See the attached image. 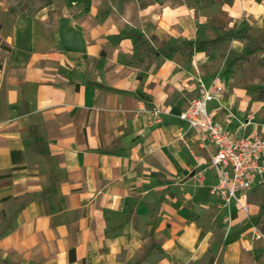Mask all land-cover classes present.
Listing matches in <instances>:
<instances>
[{
  "label": "crops",
  "instance_id": "0c3cea01",
  "mask_svg": "<svg viewBox=\"0 0 264 264\" xmlns=\"http://www.w3.org/2000/svg\"><path fill=\"white\" fill-rule=\"evenodd\" d=\"M10 1L0 0V264H264L246 217L225 224L210 193L212 146L177 117L201 88L220 87L215 121L264 137V83L233 81L214 56L156 59L153 43L138 64L130 38L169 48L199 25L262 31L264 1L25 0L35 12L17 16ZM259 188L264 174L248 191L253 216Z\"/></svg>",
  "mask_w": 264,
  "mask_h": 264
},
{
  "label": "built area",
  "instance_id": "2783aa9c",
  "mask_svg": "<svg viewBox=\"0 0 264 264\" xmlns=\"http://www.w3.org/2000/svg\"><path fill=\"white\" fill-rule=\"evenodd\" d=\"M220 92V87H215L213 92L201 88L199 98L177 117L194 133L199 145L212 146L214 151L207 165L215 173L217 182L210 193L220 202L219 208L226 210L223 221L230 223L234 211L246 218L250 216L248 191L254 179L264 174V137H235L215 121L208 105L214 94ZM179 140L185 145L183 135Z\"/></svg>",
  "mask_w": 264,
  "mask_h": 264
},
{
  "label": "rangeland",
  "instance_id": "374dc122",
  "mask_svg": "<svg viewBox=\"0 0 264 264\" xmlns=\"http://www.w3.org/2000/svg\"><path fill=\"white\" fill-rule=\"evenodd\" d=\"M261 1L264 0H256L258 3ZM215 2V0H198L199 6L204 8H210ZM242 25L247 24L243 22L238 29ZM197 30V37L193 40L195 46L192 50H187L186 45L177 46L180 51L187 50L185 51L187 59L198 53L208 57L214 56L222 63L221 72L231 75L233 81L242 83L250 80L264 83V30L249 33L251 30L249 28L247 37L241 41L234 40V35L230 33L233 30L225 26L199 25ZM148 43L158 45L160 48L167 46L165 40H145L142 36L137 43L136 52L149 51ZM145 46H148L147 49H143ZM254 199L258 211L255 216L249 214L250 216L246 218L245 229L251 230L255 240L264 244V188H259ZM203 264H207V261L205 260Z\"/></svg>",
  "mask_w": 264,
  "mask_h": 264
},
{
  "label": "trees",
  "instance_id": "16d2710c",
  "mask_svg": "<svg viewBox=\"0 0 264 264\" xmlns=\"http://www.w3.org/2000/svg\"><path fill=\"white\" fill-rule=\"evenodd\" d=\"M32 2L34 0H31ZM225 2L227 1L228 3H231L232 0H224ZM258 1V0H257ZM156 2H161L160 0H156ZM8 14H11L12 16H17L19 14H22L26 12L28 15H33L35 12L34 6L31 8L27 9L25 6V0H11L9 4L6 5ZM248 26L247 25H242V27L238 30L235 31H230L231 34H233V39L236 41H241L244 40L247 37L248 33ZM134 32V31H133ZM138 35V37H136ZM142 35L138 32H134L133 36L130 38L133 40V45L136 46L135 49L137 50V43L141 39ZM170 47L168 48L167 46H164L158 50H154L151 54L155 55L154 57L165 59L169 57V53H178L180 50L177 47L178 45L184 46L186 45L187 50H192V48L195 46L194 41H186L183 40V42H179L175 39L170 38L169 39ZM186 49L184 51H187ZM171 51V52H170ZM133 58L137 61L138 64H140L141 61H143L144 58L148 57V54H145L144 52H140V54L134 51V54L132 55ZM168 56V57H167Z\"/></svg>",
  "mask_w": 264,
  "mask_h": 264
}]
</instances>
